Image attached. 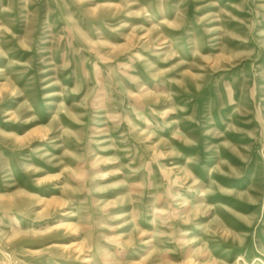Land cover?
Masks as SVG:
<instances>
[{
  "label": "rangeland",
  "instance_id": "1",
  "mask_svg": "<svg viewBox=\"0 0 264 264\" xmlns=\"http://www.w3.org/2000/svg\"><path fill=\"white\" fill-rule=\"evenodd\" d=\"M0 264H264V0H0Z\"/></svg>",
  "mask_w": 264,
  "mask_h": 264
}]
</instances>
